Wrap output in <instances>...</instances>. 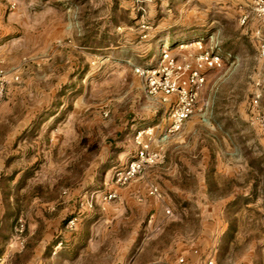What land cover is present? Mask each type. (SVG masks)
Listing matches in <instances>:
<instances>
[{
	"label": "rangeland",
	"instance_id": "374dc122",
	"mask_svg": "<svg viewBox=\"0 0 264 264\" xmlns=\"http://www.w3.org/2000/svg\"><path fill=\"white\" fill-rule=\"evenodd\" d=\"M252 2L0 0V264H264V18ZM198 41L226 59L205 72L195 113L161 163L103 201L137 131L167 120L134 67L164 50L191 59Z\"/></svg>",
	"mask_w": 264,
	"mask_h": 264
},
{
	"label": "built area",
	"instance_id": "2783aa9c",
	"mask_svg": "<svg viewBox=\"0 0 264 264\" xmlns=\"http://www.w3.org/2000/svg\"><path fill=\"white\" fill-rule=\"evenodd\" d=\"M251 10L258 18H264V0H253ZM244 15L242 22L246 20ZM1 42V37H0ZM200 49L191 59L178 61L169 55L167 50L162 51L160 62L155 67L135 66L134 72L144 78L147 94L158 98L163 105L169 106L165 124L150 126L137 131L134 136L135 151L124 167L117 168L112 175L110 186L113 188L102 192L103 201H112L117 198V188L136 182L144 172L161 163L165 158L166 144L183 128L185 122L196 111L198 94L205 83V72L221 67L225 56L218 52L202 49L201 41L196 42ZM258 53L264 58V42L259 44ZM7 84L5 72L0 68V103L5 95ZM259 96L252 100V106L258 104ZM261 127L264 121L258 120ZM146 194L160 199V190L155 185H148ZM91 206V204H89ZM170 213L169 210L166 211ZM76 217L68 220L67 225L73 227ZM178 264H186L179 258ZM206 264H215L208 260Z\"/></svg>",
	"mask_w": 264,
	"mask_h": 264
},
{
	"label": "crops",
	"instance_id": "0c3cea01",
	"mask_svg": "<svg viewBox=\"0 0 264 264\" xmlns=\"http://www.w3.org/2000/svg\"><path fill=\"white\" fill-rule=\"evenodd\" d=\"M26 4V3H25ZM20 5H21V2H20ZM27 5H31V4H27Z\"/></svg>",
	"mask_w": 264,
	"mask_h": 264
}]
</instances>
